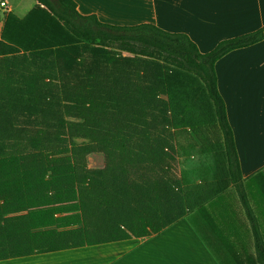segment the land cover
Instances as JSON below:
<instances>
[{
  "label": "trees",
  "instance_id": "obj_1",
  "mask_svg": "<svg viewBox=\"0 0 264 264\" xmlns=\"http://www.w3.org/2000/svg\"><path fill=\"white\" fill-rule=\"evenodd\" d=\"M34 1L0 32V260L148 237L182 218L213 252L201 232L236 200L254 245L243 263L264 264L248 196L264 201V186H245L214 70L264 40V25L202 53L184 33L106 24L73 0ZM198 146L212 169L185 183L178 154ZM90 153L102 169L87 168Z\"/></svg>",
  "mask_w": 264,
  "mask_h": 264
},
{
  "label": "crops",
  "instance_id": "obj_2",
  "mask_svg": "<svg viewBox=\"0 0 264 264\" xmlns=\"http://www.w3.org/2000/svg\"><path fill=\"white\" fill-rule=\"evenodd\" d=\"M5 1L8 9L0 8V32L6 14H15ZM73 1L81 14H94L106 24L150 23L167 32L184 33L202 53L213 49L221 40L264 25V0ZM214 70L233 132L241 175L251 193L256 191L255 184L264 186V40L230 51L215 63ZM253 197H258L249 199L264 233V207ZM223 210V222L211 212L210 230L201 232L213 252L188 220L182 218L148 237L11 257L1 259L0 264H219L216 251L224 256V264H244L245 257L254 253L245 213L236 200L235 205L228 204L225 209L223 206Z\"/></svg>",
  "mask_w": 264,
  "mask_h": 264
},
{
  "label": "rangeland",
  "instance_id": "obj_3",
  "mask_svg": "<svg viewBox=\"0 0 264 264\" xmlns=\"http://www.w3.org/2000/svg\"><path fill=\"white\" fill-rule=\"evenodd\" d=\"M7 1L9 2L10 6L13 8L15 14L18 15V17L25 16L35 6L34 0H7ZM180 141L182 146L184 147L186 142L182 139ZM210 165H211L210 154L202 152L199 149V146L192 150L185 148L181 150L178 154V174L185 180V183H191V184L198 183L197 181L200 180L205 175L204 170ZM86 166L90 170H100L104 166V157L99 153H90L86 156ZM235 196L237 197V194H235ZM251 196L253 195L250 194L249 197L251 198ZM254 199H256V197ZM259 199L260 197H258V199L256 200ZM260 201H261L260 206L263 207L264 201L263 200Z\"/></svg>",
  "mask_w": 264,
  "mask_h": 264
},
{
  "label": "built area",
  "instance_id": "obj_4",
  "mask_svg": "<svg viewBox=\"0 0 264 264\" xmlns=\"http://www.w3.org/2000/svg\"><path fill=\"white\" fill-rule=\"evenodd\" d=\"M0 8H2L4 11L8 9L7 3L5 0H0Z\"/></svg>",
  "mask_w": 264,
  "mask_h": 264
},
{
  "label": "water",
  "instance_id": "obj_5",
  "mask_svg": "<svg viewBox=\"0 0 264 264\" xmlns=\"http://www.w3.org/2000/svg\"><path fill=\"white\" fill-rule=\"evenodd\" d=\"M50 1H55V0H50Z\"/></svg>",
  "mask_w": 264,
  "mask_h": 264
}]
</instances>
